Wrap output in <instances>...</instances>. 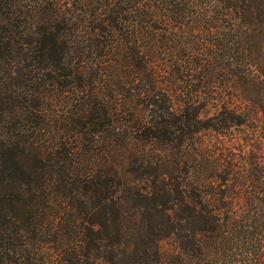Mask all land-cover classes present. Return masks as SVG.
Segmentation results:
<instances>
[{
  "label": "trees",
  "instance_id": "1",
  "mask_svg": "<svg viewBox=\"0 0 264 264\" xmlns=\"http://www.w3.org/2000/svg\"><path fill=\"white\" fill-rule=\"evenodd\" d=\"M0 264H264V0H0Z\"/></svg>",
  "mask_w": 264,
  "mask_h": 264
},
{
  "label": "rangeland",
  "instance_id": "2",
  "mask_svg": "<svg viewBox=\"0 0 264 264\" xmlns=\"http://www.w3.org/2000/svg\"><path fill=\"white\" fill-rule=\"evenodd\" d=\"M162 247H163V249H169L170 248V246L167 244H163Z\"/></svg>",
  "mask_w": 264,
  "mask_h": 264
}]
</instances>
